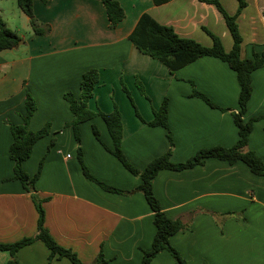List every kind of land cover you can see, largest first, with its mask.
Here are the masks:
<instances>
[{
    "label": "crops",
    "instance_id": "crops-1",
    "mask_svg": "<svg viewBox=\"0 0 264 264\" xmlns=\"http://www.w3.org/2000/svg\"><path fill=\"white\" fill-rule=\"evenodd\" d=\"M114 1L124 18L110 28L99 0H32L35 19L49 27L46 35L32 31L18 6L13 10L20 25L13 31L21 40L0 52V244L36 234L37 212L31 194L12 179L14 163L8 154L10 125L23 123L26 93L36 104L28 130L36 132L48 124L49 133L34 144L22 169L32 177L42 163L34 187L44 200V227L82 264H93L100 252L104 264H140L142 251L150 249L155 233L153 212L142 193L107 192L83 175L78 148L89 174L104 185L128 192L141 183L106 150L112 142L100 117L81 123L80 143L75 141L69 126L72 115L63 96L69 92L78 98L85 71H98L89 110L108 114L117 107L122 152L139 172L169 148L171 162L181 163L201 149L228 148L238 139L231 112L239 110V87L226 63L203 57L171 74L128 39L140 16L148 14L180 38L204 47L212 45L209 32L228 52L232 39L211 0H170L159 6L152 0ZM242 1L244 8L236 17L242 38L240 57L249 59L253 52L264 50V0ZM217 2L226 14H236L238 0ZM251 86L244 121L264 116V67L251 74ZM193 88L217 109L192 97ZM164 98L168 130L148 125ZM247 148L264 163V118L253 123ZM152 189L167 218H191L189 229L169 239L185 264H264V177L253 175L244 163L230 165L210 158L191 169L162 170L153 179ZM48 256L40 241L16 254L17 264H47ZM10 259L7 251L0 250V264ZM51 264L72 263L62 258ZM150 264L175 263L162 251Z\"/></svg>",
    "mask_w": 264,
    "mask_h": 264
},
{
    "label": "trees",
    "instance_id": "trees-1",
    "mask_svg": "<svg viewBox=\"0 0 264 264\" xmlns=\"http://www.w3.org/2000/svg\"><path fill=\"white\" fill-rule=\"evenodd\" d=\"M17 6L22 13L28 18V23L32 31L37 35H46L49 32V27L40 25L33 14L32 0H15ZM46 2V0H41ZM103 5L110 28H115L124 18V12L120 5L114 0H99ZM170 0H152L156 6L163 5ZM238 8L236 14L230 16L225 13L217 0H211L218 11L224 18L226 27L232 39V48L226 52L219 38L207 32L212 39L211 47H204L201 44L191 40L177 36L172 28L160 25L148 14L140 16L133 31L129 35V41L136 49L152 59L157 60L164 65L171 74L175 71L195 62L203 57H212L226 63L227 66L235 73L239 87L238 94V112H231L233 123L237 129L238 139L236 143L228 148L216 146L199 150L194 156L188 158L181 163H172L170 160L171 149L169 148L162 156L153 159L147 164L142 172L137 171L126 159L121 149L122 142V122L121 116L114 107L113 111L108 114L102 112H93L88 108V102L93 96V90L98 83V71L89 69L82 75L79 96L77 99L69 92L65 93L63 98L68 103L69 111L72 115V121L69 126L72 128L75 141L80 143L79 125L86 121H90L95 117H100L106 125V129L112 142V148L106 150L117 159L120 164L132 175L140 178V185L128 192L120 191L112 187H108L103 183L94 179L84 166L81 158V151L78 148V157L81 164L83 175L101 189L117 194H131L140 192L144 196L148 206L153 212V224L155 233L149 250L142 251L140 264H150L152 259L160 252L166 251L171 256L175 264H185L179 253L170 245V237L176 233L186 231L190 227L191 218L171 220L162 212L160 204L155 197L152 189V181L159 171H183L202 165L206 159H216L225 161L232 165L236 162L244 163L249 171L259 177H264V163L253 152L248 150V139L252 132L253 123L263 119L262 117L251 118L244 121L242 116L246 112L248 102L252 94L251 74L264 67V50L260 53L253 52L249 59L240 57V46L242 38L238 31L236 17L244 8V2L238 0ZM20 37L4 26L0 20V52L3 50L12 49L20 42ZM136 86L143 96L144 89L139 81H136ZM123 91L129 96V92L122 83ZM192 97L202 100L210 108L217 107L202 93L195 88L192 90ZM25 114L23 123L20 125H10L12 135V143L9 147L8 154L13 161V180H17L22 185L23 189L31 194L32 202L37 212L36 234L31 238H23L13 244H0V250L7 251L10 254V260L7 264H17V252L35 241H40L49 251L47 264H51L54 259L65 258L72 264H82L75 253L66 249L50 236L47 229L44 227V211L42 203L44 200L38 198L35 194L34 184L39 178L42 163H40L37 172L34 176H28L22 169V163L26 161L32 152L34 144L42 137L48 135L49 125L46 124L42 129L32 132L28 130V123L36 110V104L33 97L26 93L24 102ZM222 110V109H221ZM138 115V114H137ZM168 101L164 98L160 108L154 112L153 120L148 124L150 126H159L168 130ZM92 133L96 140L100 142L99 133L95 127H92ZM169 145L172 146L171 134L168 131L166 135ZM105 259L100 252L93 264H104Z\"/></svg>",
    "mask_w": 264,
    "mask_h": 264
},
{
    "label": "rangeland",
    "instance_id": "rangeland-1",
    "mask_svg": "<svg viewBox=\"0 0 264 264\" xmlns=\"http://www.w3.org/2000/svg\"><path fill=\"white\" fill-rule=\"evenodd\" d=\"M14 8H18L14 0H0V20L11 31H13L15 25L19 24L16 16L13 14ZM18 26L20 27V25Z\"/></svg>",
    "mask_w": 264,
    "mask_h": 264
},
{
    "label": "water",
    "instance_id": "water-1",
    "mask_svg": "<svg viewBox=\"0 0 264 264\" xmlns=\"http://www.w3.org/2000/svg\"><path fill=\"white\" fill-rule=\"evenodd\" d=\"M20 43V42H19Z\"/></svg>",
    "mask_w": 264,
    "mask_h": 264
}]
</instances>
